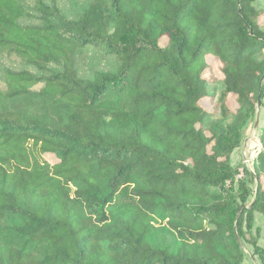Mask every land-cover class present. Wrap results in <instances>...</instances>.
<instances>
[{
	"label": "trees",
	"instance_id": "trees-1",
	"mask_svg": "<svg viewBox=\"0 0 264 264\" xmlns=\"http://www.w3.org/2000/svg\"><path fill=\"white\" fill-rule=\"evenodd\" d=\"M29 1L0 0V57L25 67L2 73L0 264H243L264 129L253 172L230 157L264 108V0H88L70 18ZM89 47L114 68L79 77Z\"/></svg>",
	"mask_w": 264,
	"mask_h": 264
},
{
	"label": "rangeland",
	"instance_id": "rangeland-1",
	"mask_svg": "<svg viewBox=\"0 0 264 264\" xmlns=\"http://www.w3.org/2000/svg\"><path fill=\"white\" fill-rule=\"evenodd\" d=\"M25 5L30 6L29 0H23ZM52 1V0H45ZM57 6L61 7L62 12L67 17H72L71 11L76 13L77 9H80L87 4L88 0H54ZM73 3H77L78 6L73 7ZM256 9L262 8V1L258 0L254 4ZM38 16V15H37ZM36 14H31L28 10L26 17L20 21L22 25H35L38 22V17ZM163 45L166 44V39L161 41ZM115 59L112 56H103L98 50L87 48L80 51L76 57V68L78 71L79 77L83 79H90L92 75L100 70L109 71L112 70L115 66ZM207 62L211 64L210 71L205 73V77L208 78L211 74L219 76V71L217 68V62L211 57L207 58ZM25 69L24 65L15 58H5L0 57V90H4V82L2 73L4 70H14L19 71ZM51 70L57 71V67L51 66ZM31 72H33L31 70ZM42 87L41 84L34 87L33 91H39ZM213 90V89H212ZM218 92V89H214ZM230 107H235L231 102ZM259 116L258 127L254 130V124L256 121V116ZM264 129V108L261 107L259 111H256L255 118L251 121L244 130L243 142L237 150H235L231 157V165L239 169V175L237 179L243 176V170L246 169L250 172H253V162L260 151L259 137ZM47 160L53 164L56 162V159L53 156H46ZM253 192L256 189V183L250 184L249 186ZM253 200V197L248 199L247 204ZM254 225L251 230H244V249H245V259L243 264H261L260 261L252 255L253 249L252 245L256 244L258 247L264 248V215L256 213L254 215Z\"/></svg>",
	"mask_w": 264,
	"mask_h": 264
},
{
	"label": "water",
	"instance_id": "water-1",
	"mask_svg": "<svg viewBox=\"0 0 264 264\" xmlns=\"http://www.w3.org/2000/svg\"><path fill=\"white\" fill-rule=\"evenodd\" d=\"M260 108H261V100H260V96H259L258 101H257V111H259ZM258 121H259V116L257 114L256 121H255V124H254V130H256L257 127H258ZM238 242H240L239 239H238Z\"/></svg>",
	"mask_w": 264,
	"mask_h": 264
}]
</instances>
